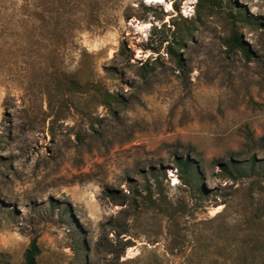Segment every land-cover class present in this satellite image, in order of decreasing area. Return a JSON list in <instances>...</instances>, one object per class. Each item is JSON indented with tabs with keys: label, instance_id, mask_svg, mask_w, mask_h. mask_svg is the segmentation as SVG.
<instances>
[{
	"label": "rangeland",
	"instance_id": "obj_1",
	"mask_svg": "<svg viewBox=\"0 0 264 264\" xmlns=\"http://www.w3.org/2000/svg\"><path fill=\"white\" fill-rule=\"evenodd\" d=\"M168 2L0 0V264H264V0Z\"/></svg>",
	"mask_w": 264,
	"mask_h": 264
},
{
	"label": "trees",
	"instance_id": "obj_2",
	"mask_svg": "<svg viewBox=\"0 0 264 264\" xmlns=\"http://www.w3.org/2000/svg\"><path fill=\"white\" fill-rule=\"evenodd\" d=\"M223 2H224V0H198V6L200 7V5L201 6L206 5L210 8L215 9V8L221 7ZM230 15H231L232 19H235L239 22L250 21L251 23L258 24V19L247 17L245 12L241 9H235V10L232 9L230 11ZM98 18L100 20V16ZM228 46L235 49V50H239V51L243 52V54L248 59L251 57V52L244 46L242 39L240 38V36L238 35V33L235 30L233 31V35L230 38V41L228 42ZM169 51H170V49H169ZM70 83L74 84L75 86L78 85L77 81L71 80ZM108 97L112 98L111 95H108ZM175 164L178 166V168H180V170L182 172L181 176H182L183 184H185L186 186L192 187L194 184L193 182L195 179V174L197 172L195 165H194V162L190 159H188V160H177V161H175ZM231 164H233V163L232 162L230 164L227 163L225 166V169L229 170V168H231L230 167ZM233 168L235 171L239 170L236 165L234 167V164H233ZM232 174H234V173H232ZM38 255H39V248H38L36 240H33L31 242L30 248L25 253L24 264H37Z\"/></svg>",
	"mask_w": 264,
	"mask_h": 264
},
{
	"label": "bare ground",
	"instance_id": "obj_3",
	"mask_svg": "<svg viewBox=\"0 0 264 264\" xmlns=\"http://www.w3.org/2000/svg\"><path fill=\"white\" fill-rule=\"evenodd\" d=\"M149 1L152 2V3H158V4L168 3L169 8H172V3L168 2V1L172 2V0H149Z\"/></svg>",
	"mask_w": 264,
	"mask_h": 264
}]
</instances>
